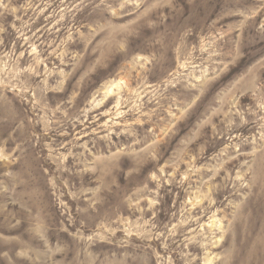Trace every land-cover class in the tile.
<instances>
[{"label": "rangeland", "instance_id": "1", "mask_svg": "<svg viewBox=\"0 0 264 264\" xmlns=\"http://www.w3.org/2000/svg\"><path fill=\"white\" fill-rule=\"evenodd\" d=\"M0 264H264V0H0Z\"/></svg>", "mask_w": 264, "mask_h": 264}, {"label": "bare ground", "instance_id": "2", "mask_svg": "<svg viewBox=\"0 0 264 264\" xmlns=\"http://www.w3.org/2000/svg\"><path fill=\"white\" fill-rule=\"evenodd\" d=\"M107 92H110V89H108V91Z\"/></svg>", "mask_w": 264, "mask_h": 264}]
</instances>
